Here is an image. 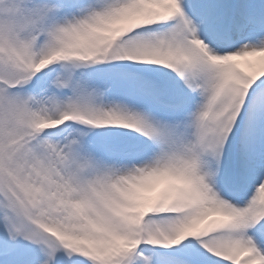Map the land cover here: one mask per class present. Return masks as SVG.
Instances as JSON below:
<instances>
[{"label": "snow or ice", "instance_id": "1", "mask_svg": "<svg viewBox=\"0 0 264 264\" xmlns=\"http://www.w3.org/2000/svg\"><path fill=\"white\" fill-rule=\"evenodd\" d=\"M0 264H264V0H0Z\"/></svg>", "mask_w": 264, "mask_h": 264}]
</instances>
